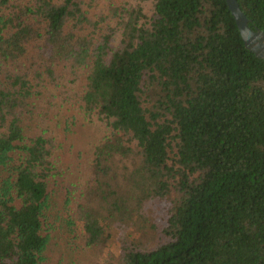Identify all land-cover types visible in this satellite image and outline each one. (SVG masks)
<instances>
[{
  "label": "trees",
  "instance_id": "16d2710c",
  "mask_svg": "<svg viewBox=\"0 0 264 264\" xmlns=\"http://www.w3.org/2000/svg\"><path fill=\"white\" fill-rule=\"evenodd\" d=\"M107 6L0 0V264H43L72 102L107 128L65 199L104 264H264V59L225 0Z\"/></svg>",
  "mask_w": 264,
  "mask_h": 264
},
{
  "label": "rangeland",
  "instance_id": "374dc122",
  "mask_svg": "<svg viewBox=\"0 0 264 264\" xmlns=\"http://www.w3.org/2000/svg\"><path fill=\"white\" fill-rule=\"evenodd\" d=\"M123 1L125 0H86L91 12L97 6L98 11L106 16H110L107 5L111 2L121 4ZM111 24L114 25V23ZM63 114L68 119L69 126L74 133L68 134L67 138L63 140L60 163L58 164L63 168L62 175L57 177L56 182L58 183L53 184L50 188L51 207L44 228L48 234L49 242L44 253L43 264H104L108 258L107 249L100 255L94 249L87 247L79 222H76V226H68L67 221L69 222L71 219L73 200L65 206V199L68 197L69 191L72 195L75 194L78 183L87 177L91 150L107 128L96 116L85 115L82 109H79L78 105L73 102L70 110ZM74 190L76 191L74 192ZM119 195L123 205L121 211L123 216L133 201L136 191L131 184L121 180Z\"/></svg>",
  "mask_w": 264,
  "mask_h": 264
},
{
  "label": "water",
  "instance_id": "95a60500",
  "mask_svg": "<svg viewBox=\"0 0 264 264\" xmlns=\"http://www.w3.org/2000/svg\"><path fill=\"white\" fill-rule=\"evenodd\" d=\"M225 2L235 19L244 46L255 57L264 59V32L258 28L252 29L249 26V19L241 10L237 0H225Z\"/></svg>",
  "mask_w": 264,
  "mask_h": 264
}]
</instances>
